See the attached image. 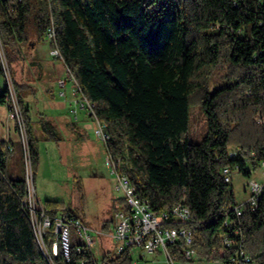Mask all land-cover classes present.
<instances>
[{
	"label": "trees",
	"instance_id": "1",
	"mask_svg": "<svg viewBox=\"0 0 264 264\" xmlns=\"http://www.w3.org/2000/svg\"><path fill=\"white\" fill-rule=\"evenodd\" d=\"M45 40L95 102L110 133L107 149L137 191L158 211L179 202L190 208L184 225L200 259L264 264V191L238 217L223 174L230 166L250 177L264 160V0H0V44L28 125L22 90L33 86L17 78V64ZM195 102L207 119L200 141L189 134ZM0 103L11 110L1 60ZM41 127L60 139L50 120ZM29 133L35 174L39 139ZM8 144L0 141V264H131L130 248L98 258L78 239L69 259L59 248L51 263L23 205L25 176L8 172ZM43 204L51 217L62 208L59 200ZM232 225L242 228L249 263L219 249L221 231ZM56 236L52 225L44 235L49 253Z\"/></svg>",
	"mask_w": 264,
	"mask_h": 264
},
{
	"label": "rangeland",
	"instance_id": "2",
	"mask_svg": "<svg viewBox=\"0 0 264 264\" xmlns=\"http://www.w3.org/2000/svg\"><path fill=\"white\" fill-rule=\"evenodd\" d=\"M40 44L42 51L37 49L31 54L26 53L23 61L17 64V78H24L29 82L32 81L33 84L32 88L22 90L29 106V125L26 123L29 137V132L34 135L44 134L40 120L48 115L65 114L70 120L76 121L78 127L68 124L65 126L66 124H60L61 118H54V121L60 124L56 132L66 133L64 136L66 140L62 147L55 145L53 140L47 145L43 144L40 162L34 174L35 190L43 203L47 199L59 200L62 205L60 211L71 209L84 218L95 239L93 252L96 257L100 258L105 251L114 255L117 253V241L111 236L114 229V213L124 202V192L117 186L114 167L119 168V162L122 160L111 155L106 143L95 133L97 124L95 118L81 110L78 118L75 119L69 112L68 101L64 99L70 96L73 81L67 80L65 87L59 85L57 78L59 75L66 78L68 70L61 58L50 53L48 40ZM53 62H55L54 67ZM224 70V68L215 70V78H221ZM46 89L53 90L54 99L46 97ZM51 90L49 91L52 92ZM63 90L67 93L66 97L60 94ZM85 116L89 119L87 120ZM12 124L15 126L10 108L7 104L0 103V139L7 137L8 132H11L12 137L17 140L15 153L7 160L8 172L22 176L24 162L21 142L18 130L14 131L11 128ZM206 131V115L201 103L195 102L190 107L191 141H200ZM73 134L75 137H68ZM252 179L264 182L261 166L254 170L250 177L238 171L233 173L232 185L238 201L247 197L248 181ZM135 249L134 258H137L141 249ZM146 257L149 255L146 254ZM185 264H224V262L200 259L197 255L194 260H187Z\"/></svg>",
	"mask_w": 264,
	"mask_h": 264
},
{
	"label": "built area",
	"instance_id": "3",
	"mask_svg": "<svg viewBox=\"0 0 264 264\" xmlns=\"http://www.w3.org/2000/svg\"><path fill=\"white\" fill-rule=\"evenodd\" d=\"M54 34V28L51 27L48 35L52 38ZM51 53L61 58V53L57 46L51 49ZM0 58L8 87V100L12 106L10 110L11 117L15 119V126L21 142L26 180V194L23 198V205L28 210L38 243L44 252L47 255L49 254L51 263L52 255H56L59 248L67 259L70 258L73 239H78L80 242L85 243L89 249L93 250L95 239L91 234V228L81 217L66 210H62L55 217H51L46 213L44 204L37 195L34 187L32 154L26 120L1 44ZM67 80L73 81L70 91L72 95L70 101L71 114L74 118H78L79 112L84 110L89 116L95 118L97 122L95 133L106 143L110 138V133L107 130L106 123L96 115L95 102L83 92L73 73L68 71L66 78H60L58 83L61 87H65ZM60 94L65 96V90L61 91ZM6 149L12 151L13 146L8 144ZM237 150L238 148H234L231 151L236 153ZM260 166L264 174V160H262ZM117 168L116 166L114 167L118 182L117 186L123 190L124 200L127 205L126 208L119 207L114 213V229L111 236L117 241V252L130 248L132 255L131 264H185L187 260H194L197 257V252L193 246V231L184 225L192 220L190 208L185 203L179 202L171 209L156 210L150 200L137 191L129 176ZM235 171L238 170L230 166L223 168L225 180L231 182ZM248 186L247 197L234 206V211L238 217L243 214L244 207L248 206L254 209L258 205L259 198L264 191V182L257 179L248 181ZM225 224L228 225V221ZM52 225L57 236L52 245V253H49L45 245L44 235ZM135 248L141 249V253L138 254L137 258H134ZM219 249L233 250L234 255L231 259L235 262H250V255L243 246L242 228L239 225H232L230 228L221 231ZM146 254L149 257H146Z\"/></svg>",
	"mask_w": 264,
	"mask_h": 264
},
{
	"label": "crops",
	"instance_id": "4",
	"mask_svg": "<svg viewBox=\"0 0 264 264\" xmlns=\"http://www.w3.org/2000/svg\"><path fill=\"white\" fill-rule=\"evenodd\" d=\"M51 48V47H50ZM38 49V51H42V49H41V44H37V45H35L34 47H32L31 48V50H30V53H33V51L35 52L36 50ZM50 53H51V49H50ZM54 64H53V67L55 66V62H53ZM57 77V76H56ZM60 78H62V76L60 77V75H59V77L57 78V81L60 79ZM56 79V78H55ZM35 82V81H34ZM30 83L32 84V81H30ZM32 86H33V84H32ZM34 89H35V86H34ZM49 90H51V89H46L45 91H46V97H49V98H53L54 99V93H53V90H51L52 92H50ZM67 96V93H66V95L64 96V97H66ZM24 99H25V101H26V97L24 96ZM64 99V98H63ZM71 99H72V95L70 94V96L69 97H67V99H64V101H68V105H69V112H70V101H71ZM27 103V102H26ZM28 104V103H27ZM29 107V106H28ZM71 113V112H70ZM88 115V114H87ZM48 116H50V117H48ZM48 116H46V118H44V117H42L43 119H46V120H50L52 123H54V126H55V129H57V128H60V124H66L65 126H67V124L68 125H73L74 127H78V123L76 122V121H74V120H70L69 119V116H67V115H65V114H59V115H48ZM56 116V117H55ZM54 118H61V123L59 124L58 122H56V121H54L55 119ZM85 118L88 120L89 118H88V116H85ZM76 119V118H75ZM58 120V119H57ZM41 121V120H40ZM40 125H41V123H40ZM11 128H13L14 129V131H16V128H15V126H14V124H12L11 125ZM42 128V127H41ZM86 132V131H85ZM88 133V132H87ZM31 134H32V132H31ZM61 134V135H60ZM59 134V138L60 139H55V138H47V134L46 133H44V134H40V133H37V135L35 134H32L34 137H38V139H39V141H38V145H39V153L41 154V152H42V146H43V144L45 143V145H47V143H50V142H53L54 141V143H55V145H60L61 147L62 146H64V143H65V135H66V133H64V132H62V133H60ZM81 134V133H80ZM71 136H74L75 137V135L73 134V135H69L68 137H71ZM2 140H5V141H7L8 143H10L11 145H13V150L11 151V152H9L8 154H7V160H8V158L10 157V156H12L14 153H15V150H16V147H17V143H15V142H17V140L16 139H14L13 137H12V135H11V132H8V134H7V137H5V138H1L0 139V141H2ZM51 140H53V141H51ZM79 215V214H78ZM80 216V215H79ZM81 218H82V220L85 222V220H84V218L82 217V216H80Z\"/></svg>",
	"mask_w": 264,
	"mask_h": 264
}]
</instances>
